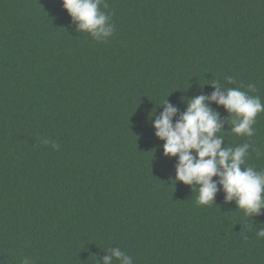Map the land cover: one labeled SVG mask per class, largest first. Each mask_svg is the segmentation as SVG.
<instances>
[{"label": "trees", "instance_id": "1", "mask_svg": "<svg viewBox=\"0 0 264 264\" xmlns=\"http://www.w3.org/2000/svg\"><path fill=\"white\" fill-rule=\"evenodd\" d=\"M0 264H264V0H0Z\"/></svg>", "mask_w": 264, "mask_h": 264}]
</instances>
